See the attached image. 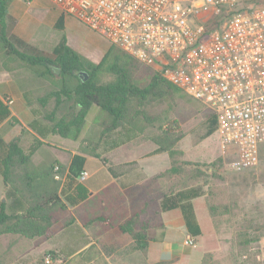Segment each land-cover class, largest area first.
<instances>
[{
	"label": "trees",
	"instance_id": "trees-1",
	"mask_svg": "<svg viewBox=\"0 0 264 264\" xmlns=\"http://www.w3.org/2000/svg\"><path fill=\"white\" fill-rule=\"evenodd\" d=\"M10 2L11 0H0V54L9 60L18 61L36 76L44 77L50 83L52 90L39 100L41 105H45L49 100L53 102L51 110L43 116L49 123L46 124L50 128L47 132L72 141L79 140L87 125L86 116L92 107L108 116L105 123L97 125L101 129V136L128 127H140L143 130L144 126L160 122L161 117L149 113L153 104L169 103L176 98L186 97L180 89L165 80L160 71L144 74L138 72L136 60L115 46H111L98 63H93L75 52L67 44L65 37H61L52 48L51 55H46L12 33L15 20L8 10ZM63 22L64 16L61 14L55 28L61 30ZM54 68L60 70L58 75L55 74ZM75 72L81 75L74 74ZM9 116L8 107L0 100V124ZM28 126L38 134H46L40 129L39 120L29 123ZM177 128L175 121H168L166 125L159 126L155 135L148 138L156 145L152 154L168 155L169 168L151 178V181L165 184L161 188L158 208L153 216L143 219L144 211H134L117 226V230L128 235L131 240L122 253L144 251L149 243L154 241L151 230L163 226L157 219L158 214L174 209L181 212L189 236L198 238L201 230L192 205L195 198L204 196L212 219L218 216L219 206L211 201L209 179L216 176V166L221 164V159L210 164L207 169L191 162H179L176 156H180L182 152L176 149V145L182 136ZM216 128V117L208 112L205 116L203 138L211 136ZM263 150L264 145H261L258 157ZM32 151L25 153L16 140L6 141L0 137V174L5 185L4 199L8 201L0 202V234L17 235L27 239L49 238L53 234L52 226L57 211H65L68 206H75L88 197L85 186L76 182L84 168L83 155H73L66 167L56 163L37 172L31 171L29 167ZM82 152L99 158L95 148L90 145ZM55 166L59 168L58 172H54ZM186 167H190L189 170H185ZM18 169L22 175L20 178L17 175L13 180L11 176ZM56 174L60 177L66 175V187L61 190V197L58 193L60 182L54 179ZM39 176H42L43 180L35 184L34 180ZM263 228V225L253 223L241 227L238 245L244 252L259 241V232ZM45 255L52 261L57 259L54 252L50 251ZM210 257L211 254L205 253L201 264H206ZM86 261L88 260L83 257L81 263L77 264ZM103 264L106 262L103 261Z\"/></svg>",
	"mask_w": 264,
	"mask_h": 264
},
{
	"label": "crops",
	"instance_id": "crops-1",
	"mask_svg": "<svg viewBox=\"0 0 264 264\" xmlns=\"http://www.w3.org/2000/svg\"><path fill=\"white\" fill-rule=\"evenodd\" d=\"M13 6L26 12L28 4L24 0H11L8 10ZM50 91V83L44 77L36 76L28 67L0 54V100L4 105L6 98L12 101L8 106L9 118L0 124V137L6 141L16 140L25 153L33 150L29 164L31 171L40 172L56 163L66 167L73 155H83V171L88 173V178L81 184L88 190V197L75 206H68L65 211H57L53 234L49 238L27 239L0 234V264H42L43 257L50 251L57 257L52 264H77L83 257L88 260L83 264H103V261L106 264H127L130 260L138 264H201L208 246L199 249L198 244L208 234L211 238L204 241L205 246L215 238L213 219L204 196L192 200L201 230L193 246L185 244L190 236L181 212L174 209L158 214L157 219L163 226L151 230L154 241L144 251L121 253L131 240L128 235L120 233L117 226L134 211H144L143 219L152 217L157 211L160 195L153 196L160 194L157 188L161 189L165 184L151 181V178L169 168L168 155L152 154L156 149V145L148 140L152 135H143L140 129L129 127L109 135L105 147L107 156L97 149L95 153L99 158L83 153L87 145L79 148V144L87 125L77 141L47 132L50 128L46 124L49 123L43 116L53 104L49 100L41 105L39 100ZM91 110L98 113L96 107ZM36 120L46 134H38L29 128V123ZM92 128V133L99 131L101 134L97 125ZM17 175L19 178L22 175L20 169L11 178L15 180ZM42 180L43 177L39 176L34 183ZM55 180L60 182L58 193L62 194L66 175ZM4 189L0 174V202L8 203L4 199Z\"/></svg>",
	"mask_w": 264,
	"mask_h": 264
},
{
	"label": "built area",
	"instance_id": "built-area-1",
	"mask_svg": "<svg viewBox=\"0 0 264 264\" xmlns=\"http://www.w3.org/2000/svg\"><path fill=\"white\" fill-rule=\"evenodd\" d=\"M46 1L207 108L234 171L257 164L264 145V0ZM87 178L82 171L76 180ZM43 262L52 264L47 255Z\"/></svg>",
	"mask_w": 264,
	"mask_h": 264
},
{
	"label": "rangeland",
	"instance_id": "rangeland-1",
	"mask_svg": "<svg viewBox=\"0 0 264 264\" xmlns=\"http://www.w3.org/2000/svg\"><path fill=\"white\" fill-rule=\"evenodd\" d=\"M24 1L27 5L26 0ZM9 13L15 20L12 33L46 55H51L52 48L61 37H65L67 44L75 52L93 63H98L112 46L103 37L70 17L64 19L61 30L56 29L59 10L46 0H30L26 12L19 6H13ZM135 63L136 70L142 74L157 71L155 67H147L136 61ZM185 96L181 99L176 98L173 102L153 104L149 108V113L161 117L160 122L144 126L143 130L140 127L139 129L143 135H155L160 125L175 121L178 133L182 136L176 145V149L182 152L180 156H176L179 162H191L207 169L210 164L221 159V164L218 163L216 166V176L209 179L211 201L219 206L218 216L213 218L215 238L211 244L205 246L204 241H210L211 238L208 234L200 245L198 244L199 249L208 246L205 253L211 254V257L207 259L206 264H264V228L259 232V241L249 246L246 252L238 245V233L243 225L253 223L264 226V150L259 154L254 167L241 172L234 171L231 167L233 156L221 154L217 135L213 133L203 138L208 109ZM93 110L86 116L88 128L83 132L79 148L86 145L95 146L98 152L107 156L106 142L109 135L115 131L103 136L99 131L93 134L92 127L100 126L108 120V116L99 109L97 114H94ZM188 168L185 170H189ZM157 191L161 193L160 188H157ZM158 195L155 194L153 198ZM127 264L138 263L130 260Z\"/></svg>",
	"mask_w": 264,
	"mask_h": 264
},
{
	"label": "water",
	"instance_id": "water-1",
	"mask_svg": "<svg viewBox=\"0 0 264 264\" xmlns=\"http://www.w3.org/2000/svg\"><path fill=\"white\" fill-rule=\"evenodd\" d=\"M50 68H52L51 66H50ZM54 71L56 72V73H59L60 72V70L59 69H56V68H54ZM74 74H79V75H81V73H74ZM84 77H85V79H86V75L84 74Z\"/></svg>",
	"mask_w": 264,
	"mask_h": 264
}]
</instances>
